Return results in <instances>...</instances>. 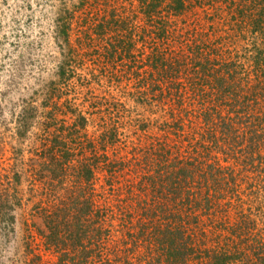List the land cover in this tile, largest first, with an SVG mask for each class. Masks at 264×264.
Listing matches in <instances>:
<instances>
[{"label":"rangeland","instance_id":"1","mask_svg":"<svg viewBox=\"0 0 264 264\" xmlns=\"http://www.w3.org/2000/svg\"><path fill=\"white\" fill-rule=\"evenodd\" d=\"M183 1L180 12L168 0L148 15L149 0H0V203L15 217L0 221V264H58V251L41 233L42 214L55 196L69 202L72 194L90 203V220H97L84 244L107 243L103 259L93 263L116 264L114 245L118 262L132 258L136 245L122 231L124 203L111 198L129 204L148 198L139 181L148 182L152 161L143 155L155 150L163 163L184 158L199 172L216 163L225 178L218 191L210 171L190 179L185 194L210 198L212 205L191 226L192 242L218 252L225 230L248 215L252 264H263L257 243L264 241V179L254 187L260 175L244 157L264 151L255 150L261 145L248 132L222 151L208 138L206 123L217 77L241 85L256 80L253 55L262 48L264 22L253 31L252 18L264 13V0H255L256 7L251 0ZM57 138L76 158L86 156L93 174L79 183L70 169L55 194L46 188L40 152Z\"/></svg>","mask_w":264,"mask_h":264},{"label":"trees","instance_id":"2","mask_svg":"<svg viewBox=\"0 0 264 264\" xmlns=\"http://www.w3.org/2000/svg\"><path fill=\"white\" fill-rule=\"evenodd\" d=\"M176 3L175 11L180 12L184 7L183 0H174ZM252 5L256 7V1L251 0ZM168 0H149L147 4V14L158 12V7L166 4ZM173 7L171 4H168ZM260 13V14H259ZM259 14V15H258ZM253 15V21L256 23L253 26V31L261 29L259 26L264 22L263 11H259ZM257 15V16H256ZM263 19V20H262ZM256 42L255 47L258 48ZM259 51L253 55V68L256 80L250 84L227 83L224 77H217L216 83L210 86V102L214 104L211 113L207 117L208 138L212 140L215 147L225 150L228 144H235V138L238 134L251 133L253 141L257 142L255 150L262 149L264 151V35ZM260 46V47H261ZM206 67H203V70ZM60 75H66L65 69ZM216 77V75H215ZM235 80V76H231ZM249 81V79H247ZM223 111V112H222ZM224 111L226 113L224 114ZM85 119V118H83ZM52 123H55V118ZM50 125H52L50 123ZM205 136V135H204ZM57 143L47 145L40 152L41 167L49 175L44 178L46 188L57 194L59 186L63 187V178H67L70 169L78 172V181L89 182L93 174V170L87 166L84 160L85 157L76 158L74 152L70 148H66V143L58 141ZM222 145L220 146V144ZM225 145V146H224ZM148 150H154L148 148ZM155 154L143 155L148 166L147 180L141 179L139 183L145 185L142 189L146 191V200H136L134 197L132 203L126 202V199L116 200L113 198L112 203H124L119 207H124L126 212H120L122 221V231L124 237L126 233L130 239L133 238V243L136 247L132 248V258H124L122 262H118L120 258L119 248L115 245L112 248L116 264H252L253 262V245L252 238V220L248 215L241 217L232 227L226 231L224 241L220 243V251L210 252L208 248L197 246V242H192L190 230H194L191 226H196L201 223L203 216L212 209L211 199L199 196L191 198L189 194H185L190 186V179H193L195 174L206 176L210 171L214 188L221 190L223 187V179L221 172L216 170V163L210 166V169H205L203 172L197 171L196 165L189 166L186 159H180L179 165L176 164L175 158L171 164L163 163L162 158H156ZM248 152V151H247ZM248 152L244 157V161L253 164V171H258L260 178L254 181V187H261L264 175V156H255V152ZM231 155L229 157H234ZM156 158V160H155ZM257 160V162H255ZM186 161V162H185ZM83 173V174H82ZM47 176V175H46ZM20 175H15V180L18 181ZM138 183V185H139ZM224 186H231L229 181L224 183ZM72 187V186H71ZM231 188L230 190H235ZM218 191V190H217ZM61 195H59L60 197ZM56 197V202H50L48 208H44L42 214L43 222L46 230H41L45 233L46 243L53 246L59 254L58 264H94V259L103 256L107 250V243L102 241L88 248L84 242L89 237L91 225H96L97 220H90L89 212L91 213L90 203L81 200L79 196L72 194L71 201L67 202L68 197ZM65 198V199H64ZM52 201V200H51ZM84 201V202H83ZM6 203H0V221H8L7 217L13 222L15 220L11 211H5ZM132 207L130 212L129 208ZM49 209V210H48ZM133 210V211H132ZM262 223H264V215H261ZM106 221V220H104ZM86 223L89 225L86 226ZM102 228V227H101ZM131 229V234L128 229ZM8 229V228H7ZM196 229V228H195ZM120 230V229H115ZM263 231V228H261ZM203 235L207 234V230L200 228ZM95 232V233H94ZM123 232L122 237H123ZM94 233V234H93ZM100 230L95 228L92 236L98 239ZM91 236V238H92ZM103 239V238H102ZM198 239V238H196ZM249 239V240H248ZM241 244V245H240ZM264 247V241L257 243ZM256 245V244H255ZM137 247H142L143 255H135ZM215 249V248H214ZM100 250V252H99ZM261 250V249H260ZM141 251V250H139ZM264 250L257 252L258 257L263 260ZM130 252V254H131ZM141 254V252L139 253ZM106 255H110L106 253ZM256 255V254H254ZM263 255V256H262ZM109 264V263H108Z\"/></svg>","mask_w":264,"mask_h":264}]
</instances>
